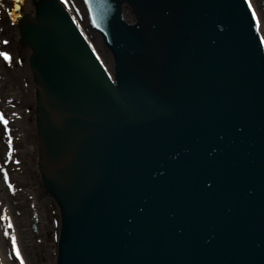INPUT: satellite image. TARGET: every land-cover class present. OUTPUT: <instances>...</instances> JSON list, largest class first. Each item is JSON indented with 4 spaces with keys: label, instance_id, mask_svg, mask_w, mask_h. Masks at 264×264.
<instances>
[{
    "label": "water",
    "instance_id": "water-1",
    "mask_svg": "<svg viewBox=\"0 0 264 264\" xmlns=\"http://www.w3.org/2000/svg\"><path fill=\"white\" fill-rule=\"evenodd\" d=\"M34 1L20 34L56 264H264V46L245 1L81 0L113 81L57 2Z\"/></svg>",
    "mask_w": 264,
    "mask_h": 264
},
{
    "label": "rangeland",
    "instance_id": "rangeland-1",
    "mask_svg": "<svg viewBox=\"0 0 264 264\" xmlns=\"http://www.w3.org/2000/svg\"><path fill=\"white\" fill-rule=\"evenodd\" d=\"M67 6L68 11H74L76 14L81 16V23L77 20L76 17H73L75 19L76 24L81 29L82 34H84L87 42L91 45V48L97 58L99 59L100 63L103 65V67L106 69L108 73L111 75L113 74V64L112 59L110 57V54L108 51L104 48L103 43L96 34H94L91 29L89 28L86 17L84 14V10L82 6L79 4L77 0H67ZM251 4L252 8L254 9L256 15L258 18L260 17L262 21H264L262 12H261V1L260 0H248ZM72 5V7H71ZM71 14V13H70ZM73 16V15H72ZM124 21L128 25L134 24V19L131 14V12L127 9L124 11ZM5 28V27H4ZM6 24V29H7ZM9 29L5 31V35L3 37H0V41L2 39H6V37H9ZM262 37L264 38V33L261 32ZM18 36V35H17ZM16 39H18L16 37ZM15 39V41H16ZM20 42V37L17 40ZM6 42V41H5ZM16 42V44H18ZM13 50V48H12ZM1 52V51H0ZM28 52H20V56H22V59H16L14 58V61L8 65L5 61L0 62V69L2 68V78L7 80V84H16L18 81V88H20L22 95V104L20 105V111L19 114L25 117L19 116V119H16V121H21V126L27 125V127L34 125L35 123V104L32 106L27 105L28 99L24 100L23 96H27V90L29 88H32V75L29 69V56H27ZM13 57H11L12 59ZM19 61V62H18ZM20 63V65L18 64ZM21 68L22 75H18V73H14L15 69ZM18 76L19 79L16 77ZM14 79L17 81H14ZM2 104V105H1ZM3 107V98L1 97L0 93V114L4 113L3 111H6V109H2ZM11 110H15L13 106H11ZM18 113V112H17ZM2 116V115H0ZM5 118V116H4ZM3 118V119H4ZM20 118H26L24 120ZM2 121H0V188L3 190L4 197L6 199V202L8 204H17V202L21 200H25L27 198L22 197L20 199L19 196H23V186L28 185L32 186V189H35V191L32 192V196H30V201L33 203V209L35 214V220L37 221V227L36 228V235L32 233L31 225H30V232L32 233V239H28V237H25L22 239V237L19 235L14 228V225L11 224V220L14 223V220H22L23 214L21 208L17 209H9L11 212H9L7 209L2 208L3 205L0 201V237L2 239L3 245L1 247V251L4 252L3 254H6L7 256V263L6 264H18V260L20 261L21 256L19 255V258L16 256V252L18 251L20 254V251L24 254V259L26 258V263L28 264H55L56 259V252H57V240L59 235V223L57 220L58 212L57 208L53 204L52 200L48 197L46 192L43 190L40 180L38 177V173L36 176V173L34 174L35 166L37 164V139H36V132H33L30 134L27 133V136L23 140V142H17L15 139V133L14 129H5V127L2 125ZM25 123V124H24ZM35 126V125H34ZM33 148V153L30 156L24 155V148ZM13 172L19 173L20 177L18 181L14 182V179L10 178V174ZM5 176L7 177V180H5ZM11 185V187H9ZM1 200V198H0ZM5 201V200H4ZM27 206H25L27 210ZM2 208V209H1ZM32 209V210H33ZM10 213L11 217L8 213ZM32 212V211H30ZM31 216H29L30 218ZM19 222V221H18ZM11 224L12 227L9 228L8 225ZM17 226V225H15ZM19 228V227H18ZM54 229V230H53ZM7 233V235H5ZM13 238H15V249L12 246ZM21 242L22 249L18 250L17 245ZM26 248H24V247ZM24 248V249H23ZM0 264H3L1 262L0 258Z\"/></svg>",
    "mask_w": 264,
    "mask_h": 264
},
{
    "label": "bare ground",
    "instance_id": "bare-ground-1",
    "mask_svg": "<svg viewBox=\"0 0 264 264\" xmlns=\"http://www.w3.org/2000/svg\"><path fill=\"white\" fill-rule=\"evenodd\" d=\"M59 1V3H61L62 5L65 4L66 0H57ZM69 13H71V16L73 15V12L70 11ZM36 16V7H35V1L34 0H0V37H3L5 35V31L9 29V37H6V39H2L0 41V62L1 61H5L3 58V55L6 54L9 57H13L11 59V62L9 63L8 61H5L6 63H8V65H10L13 61L14 58L16 57V59H22L23 57L20 56V52H28L27 49H23V47L21 46V43L18 42L17 40L19 39V28H20V24L21 21L25 18H30L31 20H34ZM259 21H260V30H262V32L264 33V21L261 20V18L259 17ZM6 24H7V29H6ZM5 27V28H4ZM18 35V36H17ZM16 37L18 39H16ZM16 39V41H15ZM6 41V42H5ZM16 42H18V44H16ZM13 48V50H12ZM27 56L28 53H27ZM19 62V61H18ZM2 63V62H1ZM20 65V63H18ZM21 67V65H20ZM22 68V67H21ZM21 68L19 69H15L14 73H18V75H22V71ZM2 68L0 69V93H1V97L3 98V107H1L3 110L6 109V111L4 114H6L9 118L8 119H19V116L21 117H25L19 114L20 111V105L22 104V93L20 91V88H18V81L17 79L18 76L16 77L17 79L14 81H17V86L16 84L12 85V84H7V78L3 79L2 78ZM33 79V78H32ZM33 87L29 88V90H27L28 95L27 96H23L24 100L28 99V103L27 105L32 106L33 104H35V82L32 81L31 82ZM2 105V104H1ZM11 106L16 107L15 110H11ZM18 112V113H17ZM22 120L26 119V118H20ZM21 121H15V123L13 124V129L15 130V139H17V142H23V140L25 139V137L27 136V133L29 132L30 134H32L33 132H35V126H29L27 127V125L25 126H21ZM25 124V123H24ZM24 155L25 156H30L33 153V148H24ZM35 172L36 176H37V164L35 166ZM20 174L17 172H13L12 174H10V178L12 176V178L14 179V182L18 181ZM32 186H28V185H24L23 186V191L22 194L23 196H19L20 199L22 197L27 198L26 201L25 200H21L19 202H17V204H8L6 202V199L4 197L3 194V190L0 188V198H1V202H2V208L7 209L9 212H11V210L9 209H17L21 208L22 210V214H23V219L20 221L18 219L14 220V228L15 231H17L18 236L20 235L23 238L28 237V239H32V233L29 230L30 227V211L34 212L33 209V203L30 201V196H32V192L35 191V189L31 188ZM5 200V201H4ZM27 206V210L25 208V206ZM1 208V209H2ZM33 209V210H32ZM8 213V212H7ZM9 216L11 217L10 213H8ZM12 218V217H11ZM19 221V222H18ZM38 224V223H37ZM38 226V225H37ZM19 227V228H18ZM39 228V227H37ZM54 230V229H53ZM3 245L2 239L0 237V258H1V262L3 264H6L7 262V256L6 254H3L4 252L1 251V247ZM21 242L19 243V248L22 249L21 247ZM24 247V246H23ZM26 248V247H24ZM23 248V249H24ZM19 249V250H20ZM24 253V252H23ZM20 251V254L22 255L23 259H24V254ZM23 264H28L26 263V258L23 260Z\"/></svg>",
    "mask_w": 264,
    "mask_h": 264
},
{
    "label": "snow or ice",
    "instance_id": "snow-or-ice-1",
    "mask_svg": "<svg viewBox=\"0 0 264 264\" xmlns=\"http://www.w3.org/2000/svg\"><path fill=\"white\" fill-rule=\"evenodd\" d=\"M62 2H63V0H62ZM249 7H251V4L249 5ZM253 15H255V12L253 13ZM259 25H260V21H259V19H258V20H257V27H258V29H259ZM3 58H4L5 61H8L9 63L11 62V57H9L8 55L4 54V55H3ZM0 121H2V122L4 123L5 127H7L8 121H7V120H4V119H3V116H0ZM5 180H7V177H6V176H5ZM9 187H11V185H9ZM8 227L11 228L12 225L9 224ZM5 235H7V233H5ZM12 246H13V248L15 249V238H13ZM19 255H20V254H19V252L17 251V252H16V256H17V258H19ZM21 264H23V261H22V260H21Z\"/></svg>",
    "mask_w": 264,
    "mask_h": 264
}]
</instances>
